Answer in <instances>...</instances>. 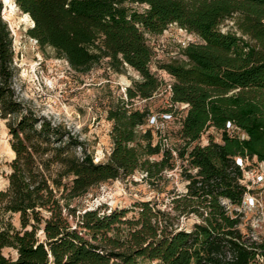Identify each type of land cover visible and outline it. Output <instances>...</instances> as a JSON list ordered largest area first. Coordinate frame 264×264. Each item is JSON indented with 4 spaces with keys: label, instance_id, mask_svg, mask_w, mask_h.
<instances>
[{
    "label": "trees",
    "instance_id": "trees-1",
    "mask_svg": "<svg viewBox=\"0 0 264 264\" xmlns=\"http://www.w3.org/2000/svg\"><path fill=\"white\" fill-rule=\"evenodd\" d=\"M15 3L34 22L28 35L76 71L108 60L115 71L131 67L141 78L110 108L113 147L95 162L78 136L16 99L13 35L0 0V118L15 153L0 189V264H264V234L244 231L240 212L252 192L245 170L251 161L264 163V0ZM229 18L240 33L222 30ZM174 23L201 38L182 46L181 57L158 63L173 77L164 112L187 111L179 143L155 126L149 108L133 105L163 84L151 68L156 52L147 34ZM229 123L239 130L231 132ZM178 161L185 191H174L170 210L151 200L140 202L133 217L103 204L79 213L73 206L93 187L136 171L156 188ZM182 215L197 220L181 226Z\"/></svg>",
    "mask_w": 264,
    "mask_h": 264
},
{
    "label": "rangeland",
    "instance_id": "rangeland-1",
    "mask_svg": "<svg viewBox=\"0 0 264 264\" xmlns=\"http://www.w3.org/2000/svg\"><path fill=\"white\" fill-rule=\"evenodd\" d=\"M2 1L5 5L3 17L8 21L13 35L12 88L16 99L25 110L42 115L54 124H61L78 136L88 152L93 154L95 162L106 160L113 147V121L108 117L109 110L126 98L127 87L134 80L140 79V74L131 67L122 72L115 71L109 66L108 60L89 71H76L54 47H42L35 38L28 35L27 30L34 26L33 21L19 9L15 0ZM132 6L138 9L145 7L138 3ZM221 28L238 31L233 18L226 19ZM147 36L156 52L151 68L163 79V84L152 98L135 99L133 105L139 109L149 108L151 121L155 126L161 127L163 134L170 135L169 142L179 143L177 130L180 128V119L187 111L181 106L176 108L177 112L173 116L164 112L170 106L169 84L173 77L167 71L159 69L158 63L181 57L182 46L192 41H200L201 38L176 23L169 25L162 34ZM6 121L7 119L0 118V189L8 182L5 175L10 171L9 163L15 156L11 146L12 135L9 134ZM211 132L218 137L216 130L211 129ZM77 152L82 153L80 148H77ZM152 158L159 159L160 156ZM180 164L181 161H178L177 168L167 171L166 180L156 188L144 178L145 173L136 171L132 175L120 176L93 187L86 195L74 199L73 206L77 207L79 213L103 204L107 211L127 209L126 217H133L138 214L140 202L151 200L156 207L170 210L174 191H185V181L180 176ZM245 175L252 192L245 196L240 207L243 219L241 226L244 231L251 230L256 235L264 234V165L257 167L251 161ZM104 209L105 207L102 210ZM18 219L16 216V223L19 222ZM196 220L195 215H182L177 223L189 227Z\"/></svg>",
    "mask_w": 264,
    "mask_h": 264
},
{
    "label": "built area",
    "instance_id": "built-area-1",
    "mask_svg": "<svg viewBox=\"0 0 264 264\" xmlns=\"http://www.w3.org/2000/svg\"><path fill=\"white\" fill-rule=\"evenodd\" d=\"M183 29V28H182ZM169 88H170V90H171V85L169 84ZM228 127H229V129H231L230 131L231 132H234V131H236V130H239V128L236 126L235 127V125L234 124H232V123H229L228 124ZM241 135L244 137L245 136V134L244 133H241ZM238 162H240V163H242V165H243V162H242V159L241 158H238ZM261 165H264V163L263 164H261ZM247 195H248V193H247ZM244 202V201H243Z\"/></svg>",
    "mask_w": 264,
    "mask_h": 264
},
{
    "label": "bare ground",
    "instance_id": "bare-ground-1",
    "mask_svg": "<svg viewBox=\"0 0 264 264\" xmlns=\"http://www.w3.org/2000/svg\"><path fill=\"white\" fill-rule=\"evenodd\" d=\"M6 1H9V0H6ZM12 152L14 153L13 149H12Z\"/></svg>",
    "mask_w": 264,
    "mask_h": 264
},
{
    "label": "water",
    "instance_id": "water-1",
    "mask_svg": "<svg viewBox=\"0 0 264 264\" xmlns=\"http://www.w3.org/2000/svg\"><path fill=\"white\" fill-rule=\"evenodd\" d=\"M33 25H34V22H33Z\"/></svg>",
    "mask_w": 264,
    "mask_h": 264
}]
</instances>
